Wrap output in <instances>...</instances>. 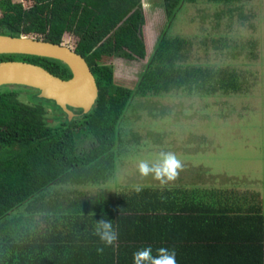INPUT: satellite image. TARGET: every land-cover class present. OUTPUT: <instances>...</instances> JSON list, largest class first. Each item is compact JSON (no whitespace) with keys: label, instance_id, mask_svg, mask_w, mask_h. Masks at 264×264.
<instances>
[{"label":"trees","instance_id":"1","mask_svg":"<svg viewBox=\"0 0 264 264\" xmlns=\"http://www.w3.org/2000/svg\"><path fill=\"white\" fill-rule=\"evenodd\" d=\"M196 1L201 0H162L167 26L185 3ZM202 1L232 5L241 0ZM142 21L140 0H0L1 34L69 46L86 59L98 86L92 108L73 109L71 119L54 101L37 97L36 89L16 85L34 90L38 102L30 104L18 90L0 86V227L5 231L0 264L104 258L111 247L103 245L100 252L94 245L84 253L80 248L85 230L101 219L111 220L119 233L116 258L151 245L153 255L160 247L175 249L177 264H264V209L233 190L144 185L139 193L130 187L113 198L100 193L66 201L57 191L51 196L53 185L102 184L112 175L117 126L135 97L173 89L200 96L241 90L236 70L185 62L186 40L165 33L134 86L117 84L114 65L103 58H144ZM11 59L41 65L63 79L71 76L57 59L0 54V61ZM40 101L52 102L63 116L49 118Z\"/></svg>","mask_w":264,"mask_h":264},{"label":"rangeland","instance_id":"2","mask_svg":"<svg viewBox=\"0 0 264 264\" xmlns=\"http://www.w3.org/2000/svg\"><path fill=\"white\" fill-rule=\"evenodd\" d=\"M150 3V10H142L145 57L103 58L114 65L117 84L134 86L156 40L165 33L186 40L185 62L236 70L243 81L241 90L200 96L173 89L161 96L135 97L126 120L122 117L117 126L112 175L102 184L70 185L64 195L86 199L135 185L162 187L152 175L141 176L138 165L141 161L157 165L162 152H172L183 170L164 187L195 184L233 190L264 209V0L232 5L187 2L168 26L162 0ZM72 39L66 37L70 44ZM8 88L18 90L24 102H38L34 90ZM40 102L49 118L63 116L52 102Z\"/></svg>","mask_w":264,"mask_h":264},{"label":"water","instance_id":"3","mask_svg":"<svg viewBox=\"0 0 264 264\" xmlns=\"http://www.w3.org/2000/svg\"><path fill=\"white\" fill-rule=\"evenodd\" d=\"M26 54L57 59L67 65V79L41 65L24 60L0 61V86L21 85L38 91L37 96L54 103L71 119L73 109L88 112L98 96L96 78L86 59L69 46L26 36L0 33V54Z\"/></svg>","mask_w":264,"mask_h":264},{"label":"clouds","instance_id":"4","mask_svg":"<svg viewBox=\"0 0 264 264\" xmlns=\"http://www.w3.org/2000/svg\"><path fill=\"white\" fill-rule=\"evenodd\" d=\"M140 6L143 11L151 9L150 0H140ZM162 163L150 166L147 162L141 161L138 170L143 177L152 175L153 179L159 182L160 186H166L178 179L183 170L182 161L172 152H162ZM133 190L137 193L143 190L141 185H135ZM96 235L106 247L115 246L119 240V233L113 227L111 220L101 219L97 222ZM102 252L103 248L98 249ZM175 249L160 247L156 249L153 255L151 245H146L133 253V264H177Z\"/></svg>","mask_w":264,"mask_h":264},{"label":"crops","instance_id":"5","mask_svg":"<svg viewBox=\"0 0 264 264\" xmlns=\"http://www.w3.org/2000/svg\"><path fill=\"white\" fill-rule=\"evenodd\" d=\"M70 185H76V186H80V184H58V185H53V187H56L58 186V189H54L51 191L50 194H52V196L54 197L56 195V191L57 192H60V193H64L65 190H68V186ZM195 184H191V186H193ZM148 186H152V187H155L156 185H148ZM190 186V187H191ZM177 187V186H175ZM178 187H182V186H178ZM66 188V189H64ZM189 188V187H187ZM117 194H119V192L117 193H114V192H106L104 193L102 196H105L106 198H113L115 197ZM67 199L66 201H71L73 199H75V197H70L69 195L66 196ZM77 198V197H76ZM83 198L79 199L82 201ZM27 215V214H26ZM25 215V216H26ZM22 218V217H21ZM25 218H22L21 221H23ZM96 227L95 226L94 228H92V230H89V231H86L85 230V233H84V238L82 240V244L80 245V248L82 250V252H87V250L89 248H91L92 246L95 245V248H99L100 247L102 248L103 247V243L101 242L100 238L98 235H96ZM5 235V231L2 230V228L0 227V238L2 236ZM106 247V246H105ZM107 248V247H106ZM112 249V252H110L108 250V256L104 257V258H97L98 256H94V257H79L78 259H75L74 260V263L73 264H133V256L130 255L129 257H125L124 258H116V246H112L111 247ZM114 251V253H113ZM113 254L115 256H113ZM100 262V263H99ZM59 264H72V259H67V260H64L63 263H59Z\"/></svg>","mask_w":264,"mask_h":264},{"label":"flooded vegetation","instance_id":"6","mask_svg":"<svg viewBox=\"0 0 264 264\" xmlns=\"http://www.w3.org/2000/svg\"><path fill=\"white\" fill-rule=\"evenodd\" d=\"M38 93V92H37ZM36 96H37V94H36ZM38 97V96H37Z\"/></svg>","mask_w":264,"mask_h":264}]
</instances>
